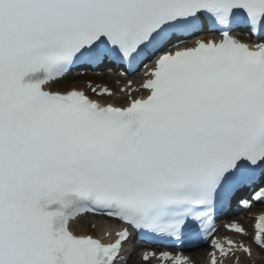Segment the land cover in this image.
<instances>
[{
  "label": "snow or ice",
  "instance_id": "1",
  "mask_svg": "<svg viewBox=\"0 0 264 264\" xmlns=\"http://www.w3.org/2000/svg\"><path fill=\"white\" fill-rule=\"evenodd\" d=\"M253 201L264 0H0V264H241L264 211L216 219Z\"/></svg>",
  "mask_w": 264,
  "mask_h": 264
},
{
  "label": "bare ground",
  "instance_id": "2",
  "mask_svg": "<svg viewBox=\"0 0 264 264\" xmlns=\"http://www.w3.org/2000/svg\"><path fill=\"white\" fill-rule=\"evenodd\" d=\"M261 260L264 261V256H261Z\"/></svg>",
  "mask_w": 264,
  "mask_h": 264
}]
</instances>
